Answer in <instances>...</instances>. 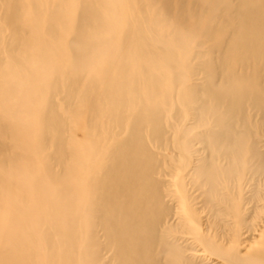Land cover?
<instances>
[{"label":"bare ground","instance_id":"6f19581e","mask_svg":"<svg viewBox=\"0 0 264 264\" xmlns=\"http://www.w3.org/2000/svg\"><path fill=\"white\" fill-rule=\"evenodd\" d=\"M0 16V264H264V0Z\"/></svg>","mask_w":264,"mask_h":264},{"label":"rangeland","instance_id":"374dc122","mask_svg":"<svg viewBox=\"0 0 264 264\" xmlns=\"http://www.w3.org/2000/svg\"><path fill=\"white\" fill-rule=\"evenodd\" d=\"M3 20H5V18L1 17L0 16V25L1 27L3 28L2 29V33H1V39H0V50H3L4 49V45L6 43V37L8 35V30L7 28H5V25L3 24ZM264 138V137H262ZM164 154L169 158V160L171 159L170 163H173L175 162L176 160L179 159V152H176V151H172L170 149H167ZM190 171V170H189ZM189 171H187L186 174L189 173ZM261 188L263 189V193H264V185H260ZM248 193H246V196L247 197H250L251 196V188H249L247 190ZM248 194V195H247ZM261 207H264V200L262 203H260ZM251 212L252 209L248 210V212ZM251 214V213H250ZM202 219H201V225L203 226V229L206 230L207 229V218H206V215L205 214H202L201 215ZM255 219V218H254ZM256 224H258V228H257V231L254 232V233H249V234H246L245 235V239L246 240H249L250 239V242L249 243H245L242 245V247L240 248V252L242 253L243 256L246 257V255L249 253V251H251L250 248H254L256 247V245L258 243L261 242V240L263 239L262 237H264V208H263V212H262V215L259 216L258 218H256L254 221H256ZM249 221V220H248ZM249 222H252L251 220ZM250 224V223H249ZM198 251L200 253H203V251L199 248ZM198 252V253H199ZM199 255H204V254H199ZM205 257H208L207 255ZM208 261H206L205 264H227L224 260L220 259V258H214V257H208L207 258Z\"/></svg>","mask_w":264,"mask_h":264}]
</instances>
